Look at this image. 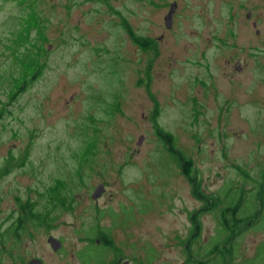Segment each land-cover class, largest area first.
I'll return each mask as SVG.
<instances>
[{
    "label": "rangeland",
    "instance_id": "1",
    "mask_svg": "<svg viewBox=\"0 0 264 264\" xmlns=\"http://www.w3.org/2000/svg\"><path fill=\"white\" fill-rule=\"evenodd\" d=\"M171 2L0 0V264H92L98 231L119 251L104 249L106 264H190L188 216L204 204L156 127L220 200L199 217L193 255L264 264V0H176L168 29ZM227 188L246 191L238 215L252 219L228 221L230 242ZM17 199L48 225L10 234Z\"/></svg>",
    "mask_w": 264,
    "mask_h": 264
},
{
    "label": "trees",
    "instance_id": "2",
    "mask_svg": "<svg viewBox=\"0 0 264 264\" xmlns=\"http://www.w3.org/2000/svg\"><path fill=\"white\" fill-rule=\"evenodd\" d=\"M29 15H31L30 18V22L31 23H35L36 26L37 24V20L34 17L33 12L29 13ZM130 36L132 37V39L134 40V42L137 43H141L140 45L144 46V43H142L139 37H136L132 34L131 31H129ZM39 49V48H38ZM39 72V68L36 70V73ZM34 77V74L32 75L31 78ZM27 82V80H24L23 84ZM155 133L156 135L159 137V139H161L167 147V152H169L175 159L176 161L179 163L178 165L181 168L182 174L184 175V178L187 179V181L190 184V191L191 194L194 198H196L197 200L200 201V203H203L204 205L198 209L193 211L188 217L190 218L191 221V234H190V238L185 242L186 246H187V259L191 262L190 264H204V261L197 258L196 256L193 255L192 249L190 247L191 243L193 241H195V239H197L199 237L200 234V230H201V221H200V215L203 214L206 211H214L217 209L218 205L220 204V200L218 196H213L211 194H207L205 193L201 187V180L200 178L196 177L194 174H192V159L190 157H187L183 152H181V150L177 149L175 147L174 144V139H172V135L169 132H164L163 130L159 129L158 127H156L155 129ZM245 175V174H244ZM264 183H261L257 189H256V201H259L261 204V208H262V203L263 201V190H264ZM240 193L236 194L234 189L231 188H227L226 190H224V194L226 196V194H228L229 196H227V201L226 204L223 206V208L220 210L219 212V216H220V220L225 222L226 224V232H227V236H226V241L231 240L232 238H234L236 232L235 230H238V227L236 226H231L229 224L228 221H232V223H246V222H250L251 216H244V217H240L238 214L240 213V209L242 207V203L244 200V193L246 192L244 189H239ZM17 204L19 206V210H21V213L19 214V216L15 219V221L13 223H11L8 231L10 234H13L15 237L20 235L21 231L24 229V227L28 224V223H37V224H46L48 225L49 222L47 219V215L44 212V214L40 215L38 214L34 209V206L31 202L26 201L21 203L19 201V199H17ZM261 208H256L254 215L257 216L258 213H260ZM235 224V225H236ZM92 229H90V235H91ZM99 236H107L106 233H104L103 231H98L97 233H95ZM88 235V234H87ZM107 239V237H106ZM109 242L110 240L107 239ZM230 242V241H229ZM113 243L110 242L109 245H112ZM89 245V244H88ZM90 246V245H89ZM87 246V247H89ZM219 245H215L213 247V249H217ZM115 250H117L116 248H114ZM89 251L88 248H85L84 250H80L79 255H83L82 253ZM230 258L231 257H226L225 258V264H230Z\"/></svg>",
    "mask_w": 264,
    "mask_h": 264
},
{
    "label": "flooded vegetation",
    "instance_id": "3",
    "mask_svg": "<svg viewBox=\"0 0 264 264\" xmlns=\"http://www.w3.org/2000/svg\"><path fill=\"white\" fill-rule=\"evenodd\" d=\"M172 4H174V9H175V7H176V5H177V2H176V0H173V2H171V5ZM170 5V6H171ZM170 9V8H169ZM175 10H173V12H172V20H170L171 21V25L170 26H167L166 25V22H164V25H165V28H170V27H172L173 26V23H174V15H175V12H174ZM252 14H253V12H252V10H247V13H246V17L247 18H249V17H251L252 16ZM124 24V27L126 28V29H130L131 30V28L129 27V25H127L125 22H123ZM256 23L254 22V25H255ZM129 30V31H130ZM257 31V30H256ZM184 176V175H183ZM52 190H56V188H52ZM54 195H57V194H54ZM54 195H52V197H50V198H52V199H54ZM107 235V234H106ZM15 237V236H14ZM49 237V236H48ZM106 237H107V239H109L110 240V242H112V239H111V237H109L108 235L107 236H99V235H94V236H88V244L90 245L89 247L90 248H93L94 250L93 251H91L90 253H89V255L91 256L88 260L90 261V263H92V264H106V260L104 259V258H106V256H105V253H104V249H106V248H109L110 250H112L113 252H114V254H115V256L117 257L118 255H119V251L118 250H115L114 248H116L115 246H110L109 245V241L106 239ZM16 238V237H15ZM48 239V238H47ZM113 243V242H112ZM88 244H86V245H88ZM85 246H83V248H84ZM82 248V249H83ZM117 249V248H116ZM78 254H79V252H78ZM78 257V256H77ZM119 257V256H118ZM115 259V258H114ZM79 260V259H78ZM80 262H81V260H80ZM117 262H118V260H111L110 262H108L107 264H117ZM122 264H128L126 261H124V262H122Z\"/></svg>",
    "mask_w": 264,
    "mask_h": 264
},
{
    "label": "water",
    "instance_id": "4",
    "mask_svg": "<svg viewBox=\"0 0 264 264\" xmlns=\"http://www.w3.org/2000/svg\"><path fill=\"white\" fill-rule=\"evenodd\" d=\"M173 7H174V4H172L169 7L170 9H169L168 13L165 15V21L164 22H166V25L167 26H170L171 25V21L170 20H172V12L174 10ZM103 192H104V188L102 187V185H98L96 187V189L93 191L92 197L93 198H97ZM47 242L51 246L50 248H52L53 250H57L61 246V241L59 240V238L58 239L57 238H54L51 235L48 237ZM27 264H42V263L38 259H32V260L28 261Z\"/></svg>",
    "mask_w": 264,
    "mask_h": 264
}]
</instances>
